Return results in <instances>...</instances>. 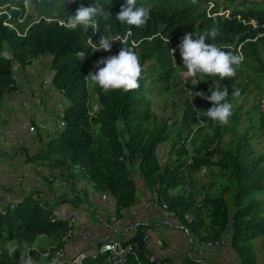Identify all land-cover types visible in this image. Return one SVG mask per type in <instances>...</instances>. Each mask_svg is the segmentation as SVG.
Here are the masks:
<instances>
[{"label": "trees", "instance_id": "16d2710c", "mask_svg": "<svg viewBox=\"0 0 264 264\" xmlns=\"http://www.w3.org/2000/svg\"><path fill=\"white\" fill-rule=\"evenodd\" d=\"M22 1L0 0V3L9 2L21 7ZM70 2L26 0L37 19H33L32 15L27 16L25 23L18 26L21 29L28 24L23 36L16 35L13 29L0 24V101L5 94L15 89L12 64L23 67L30 59L41 56L49 58L51 84L66 98V105L58 116L61 127L48 132L45 146L40 152L26 156V159L37 162L46 160L67 171L73 166L78 167L97 191L107 192L113 197V214L135 202V171L144 186L154 192L157 201L166 205L164 209L171 211L183 225L191 243H220L226 240L239 264H252L254 256L250 241L264 234V165L259 164L261 156L252 155L246 133L238 135L235 132L238 109H232L227 125L212 121L204 113L197 116L200 127H208L210 133L207 140L191 149L188 160L195 167L217 165L220 172L225 174L230 191L229 196L220 192L203 198L202 209L206 220L196 212L187 222L183 215L190 213L191 194L182 195L179 191L171 193L180 184L178 167H168V163L162 166L155 154L157 144L168 138L170 125L167 119L156 123L150 118L149 100L145 92L153 89L167 91L171 78L179 74L186 76L187 69L183 66L178 49L182 37L186 33L198 36L213 27L218 29L219 34L215 39L208 38L206 43H214L233 54H242L244 60L236 68L234 77L220 80L218 76L209 77L199 73L190 76L186 86L193 91V100L201 110L207 111L212 105L196 96V92L210 96L209 90L217 86L220 90L227 88L229 94L226 101L230 102L246 92L245 81L251 77L264 83V2L136 0L137 6L143 5L150 10V19L141 27L121 25L115 20L126 0ZM97 2L109 11L111 17L107 21L94 18L96 23L86 31L82 25L75 30L61 26V20L66 21L67 16L74 14L81 4L87 7ZM208 3L211 5L207 9ZM219 6L228 11L227 15L218 12ZM17 12H11L10 20L13 22V15ZM2 17L4 14L0 19ZM97 23L99 28L96 29ZM106 23L111 24L112 33L119 34L122 39L114 43L108 52H93L87 40L98 44ZM121 47L133 48L139 57L143 68L139 87L128 92H104L97 86L89 87L84 77L95 71L94 65L99 59L118 54ZM172 49H176L174 56L170 52ZM80 53H85L84 58ZM147 80L153 86H147ZM236 89L240 90L239 97L232 95ZM90 96H94L96 103L91 114L88 113ZM261 109L264 111V106ZM149 119L151 124L147 122ZM178 133L173 137V144L177 145L174 147L176 156L171 163L186 155L185 148L179 143ZM225 133L229 138L224 140ZM66 163L69 167H65ZM67 174L70 176V173ZM72 201H78V198ZM52 212L53 205L41 198H33L30 191L17 200L13 208L0 214V239L11 241L20 231L35 236L44 235L50 239V243L46 246V254L38 256L37 260L48 263L53 251L61 244L60 237L67 228L66 220L55 217L51 221ZM205 224L211 227L210 233L201 232ZM224 230H227L225 234ZM143 237L142 225H138L133 235L124 240L135 243L136 258L127 254L123 264L153 263L146 257ZM1 256L10 264L7 253ZM103 263L104 255L87 256L82 262ZM184 264L206 263L185 257Z\"/></svg>", "mask_w": 264, "mask_h": 264}, {"label": "crops", "instance_id": "0c3cea01", "mask_svg": "<svg viewBox=\"0 0 264 264\" xmlns=\"http://www.w3.org/2000/svg\"><path fill=\"white\" fill-rule=\"evenodd\" d=\"M51 76L49 58L36 57L16 68L15 89L0 101V199L17 200L31 191L53 205L58 218L66 220L73 216L72 235L62 254L65 259L75 248L92 250L105 235L125 240L142 225L146 253L150 257L165 258L170 264H184L185 257L206 264H232L234 258L226 241L208 247L197 241V245L189 243L177 218L161 207L140 178L135 181V202L113 214V197L97 191L78 167L67 171L46 160L26 159L38 152L40 142L41 148L45 146L48 132L58 128L56 114L59 116L64 106L54 99L55 93L61 92L51 84ZM27 121L35 125L43 123L45 128L32 134L26 129ZM102 194L105 196L101 197ZM74 198L78 201L73 202ZM45 243L48 245L50 240ZM27 247L21 248L27 250Z\"/></svg>", "mask_w": 264, "mask_h": 264}, {"label": "rangeland", "instance_id": "374dc122", "mask_svg": "<svg viewBox=\"0 0 264 264\" xmlns=\"http://www.w3.org/2000/svg\"><path fill=\"white\" fill-rule=\"evenodd\" d=\"M253 1L257 0H248V2ZM260 1L264 2V0ZM217 10L219 13L224 12L225 14L226 12L221 6H219ZM30 14L34 16L31 9ZM189 81L190 76L179 74L171 78L167 91L153 89L150 92H145V97L149 100L148 109L150 118L156 123H159V121L161 122L163 119H167L168 125H170L168 138L164 142L162 141L157 144L155 154L162 166L164 163H168V167L172 165L178 167L177 173L180 184L171 190V193L174 194L179 191L180 193L182 192V195L191 194L192 206L189 209L190 213L199 212L203 220H206L205 212L202 209V199L210 194L214 195L220 192H224L225 196H229L230 188L228 187L225 174L220 172V168L217 165L213 164L209 167H195L190 164L188 160L191 149L197 147L202 141L207 140L210 133L208 127H200L197 116L200 113L202 114L203 111L201 107L194 102L193 91L186 86ZM245 84L247 88L246 92L238 99L229 102L233 105L232 109H238L239 119L235 132L238 135L246 133L252 155L261 156L262 160L259 164L264 165V111L260 109L261 105L259 101L262 100L264 104V83L251 77L245 81ZM146 85L153 86V83L147 80ZM54 99L60 102L62 106L66 105V98L62 93L60 95L55 93ZM93 105L96 106L94 96H90L88 98V109L92 110ZM56 117L57 120L60 121L57 114ZM151 119L147 120V122L151 121ZM148 124H151V122ZM118 125L121 126L120 122ZM58 127L61 126L59 125ZM177 133L180 134L179 143L185 148L186 155L179 158V161L171 163L176 156L174 147L177 144H173V137ZM228 138L229 136L225 133L224 140ZM42 146V142H40L38 152H40ZM214 158L215 156L213 159ZM51 159L53 160L54 157L52 156ZM65 167H69V164L66 163ZM137 176L138 174L134 171V181H136ZM210 230L211 227L207 224L201 228L202 233H210ZM226 231L227 230H224L223 234H225ZM223 237L228 238L227 235ZM48 240L50 239L44 235L35 236L22 231L18 232L11 241L0 239V264H7L1 256L4 252L7 253L10 264H23L24 258L27 255H29L30 258L34 257L36 264H38L40 261L37 260V257L42 256L45 252L47 245L46 243L44 244V242ZM191 244L196 243L194 242ZM197 244L201 245L200 242ZM25 245H29L31 248L27 250L21 248L23 246L25 247ZM41 245H43V247ZM250 245L254 256L252 264H264V234L258 235L252 239ZM208 252L209 250L206 251V254H208ZM231 254L234 258L232 264H236L237 258L233 249H231Z\"/></svg>", "mask_w": 264, "mask_h": 264}, {"label": "clouds", "instance_id": "9594fccd", "mask_svg": "<svg viewBox=\"0 0 264 264\" xmlns=\"http://www.w3.org/2000/svg\"><path fill=\"white\" fill-rule=\"evenodd\" d=\"M74 2L71 0L70 3ZM209 4V6H208ZM207 4V9L211 3ZM0 9L4 11V17L0 19V24L5 20L12 26L10 29L16 28L19 31H26L28 24L19 29V25L24 24L27 16H30V8L26 4V0L22 1L19 7L9 2L0 3ZM17 10L14 16V22L11 19V12ZM226 10V9H225ZM227 10L225 15H227ZM224 13V12H221ZM33 16V15H32ZM102 18L107 21L111 17L109 11L100 3H91L85 7L81 4L74 14L67 16V20H61V26L68 30H75L78 26H83L85 31L96 23L94 18ZM33 19H37L34 16ZM236 18L238 16L236 15ZM150 19V10L143 5L137 6L136 0H126V4L120 7L115 20L121 25H129L135 27L144 26ZM251 23L252 20H250ZM7 26V25H2ZM99 28L97 23L96 29ZM15 31V30H14ZM16 33V32H15ZM218 29L213 27L211 30L205 31L204 34L194 35L186 33L178 45L180 58L183 66L187 69L188 76H196L198 73L209 77L218 76L220 80L234 77L236 68L243 62L242 54H233L216 46L214 43H206L208 38L215 39L218 35ZM23 36V35H21ZM195 37V38H194ZM121 36L112 33V25L106 23L103 28V35L99 37L98 44H93L90 39L87 42L91 45L93 52L111 50L112 45L120 42ZM227 47V46H220ZM238 50V47H237ZM176 49L170 52L174 56ZM84 58L85 53H80ZM102 65V67H101ZM95 71L89 72L84 77L89 87L97 86L104 92L109 90H123L125 92L135 90L139 87V78L143 68L140 64L139 57L133 48L121 47L118 54L99 59L94 65ZM211 95L196 92L195 95L201 99L207 100L212 107L203 113L212 121L220 125H227L232 115L233 105L226 101L228 97V89L220 90L218 86L214 90H209ZM233 97L240 96V90L236 89L232 93ZM260 101V100H259ZM264 104L261 106V108ZM260 108V109H261ZM27 247V245H25ZM23 264H36V261L29 256L24 258Z\"/></svg>", "mask_w": 264, "mask_h": 264}, {"label": "built area", "instance_id": "2783aa9c", "mask_svg": "<svg viewBox=\"0 0 264 264\" xmlns=\"http://www.w3.org/2000/svg\"><path fill=\"white\" fill-rule=\"evenodd\" d=\"M3 9H0V13L3 12ZM2 25H7L9 27H11L12 25L10 23H8L7 21L3 20ZM16 35H24V31H19L18 29L14 28ZM33 59H30V61H32ZM16 64H12L11 69L16 70ZM14 74V73H13ZM260 105H263V101L260 100ZM96 106L93 105V109L89 110L88 109V113L91 114L94 110H95ZM26 125V129L28 132L34 134L36 132V129H43L45 128V125L43 123L38 122L36 124V126L27 121L25 123ZM62 125L61 121H58V126ZM60 128V127H59ZM51 179V178H49ZM91 183V182H89ZM92 185V183H91ZM151 192V191H150ZM29 193V192H28ZM107 193V192H105ZM154 195V192H151ZM108 194V193H107ZM26 195V194H24ZM105 194H102L101 197H104ZM23 197V196H22ZM21 197V198H22ZM32 197L35 198L36 196L32 193ZM19 198V199H21ZM17 199V200H19ZM17 200H9V199H0V214H3L6 209H11L13 208V206L15 205ZM162 208H165L166 205L165 204H161ZM113 211V210H112ZM184 218L187 222L191 221L192 219V213H185ZM57 217V214L53 211L52 212V218L51 221L54 220V218ZM111 220H114V217H111ZM74 222H75V218L73 216H70L66 219V225L67 228L65 229L64 233L61 235L60 237V245L59 247H57L52 255L50 256L48 263H42L39 262L38 264H82L83 260L87 257V256H91L94 257L96 255H104V263L103 264H123V262L125 261L126 255L127 254H132L135 257V253H134V247H135V243H130V242H125L124 240H121L117 237H112L110 235H105L99 242L95 243L92 247V250L87 251L85 249L82 248H75L74 252L72 253V255L65 259L63 258V250L64 247L66 246L67 242L69 241V239L71 238L72 235V229L74 226ZM179 225H181V223L178 222ZM182 231L185 233L188 242L191 243V238L188 236L186 229L183 227V225H181ZM145 239V237H143ZM159 243V242H158ZM202 246H216L220 243L216 242V241H207V242H200ZM160 244V243H159ZM30 247H27V249ZM47 251V248H45V252L42 255H45ZM146 257L149 260H152L153 263L152 264H170L169 261L163 259V258H153L150 257L148 254L146 255ZM140 264V263H138ZM236 264H239L238 261L236 262Z\"/></svg>", "mask_w": 264, "mask_h": 264}]
</instances>
